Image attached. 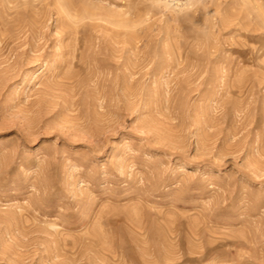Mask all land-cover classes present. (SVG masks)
I'll use <instances>...</instances> for the list:
<instances>
[{
  "label": "rangeland",
  "instance_id": "obj_1",
  "mask_svg": "<svg viewBox=\"0 0 264 264\" xmlns=\"http://www.w3.org/2000/svg\"><path fill=\"white\" fill-rule=\"evenodd\" d=\"M0 264H264V0H0Z\"/></svg>",
  "mask_w": 264,
  "mask_h": 264
}]
</instances>
